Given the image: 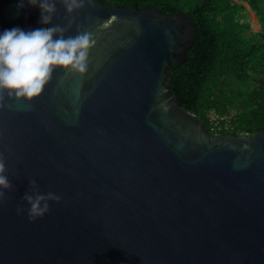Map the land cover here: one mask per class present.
<instances>
[{"label":"water","instance_id":"95a60500","mask_svg":"<svg viewBox=\"0 0 264 264\" xmlns=\"http://www.w3.org/2000/svg\"><path fill=\"white\" fill-rule=\"evenodd\" d=\"M17 4L0 0V31L46 27ZM53 24L96 44L83 76L58 71L33 101L2 94L0 264H264V131L211 133L171 87L190 15L57 0ZM36 189L60 200L30 220L18 208Z\"/></svg>","mask_w":264,"mask_h":264},{"label":"trees","instance_id":"16d2710c","mask_svg":"<svg viewBox=\"0 0 264 264\" xmlns=\"http://www.w3.org/2000/svg\"><path fill=\"white\" fill-rule=\"evenodd\" d=\"M262 30L247 22L246 7L234 0H101L111 6H155L172 14L186 11L196 23L187 59L172 66L171 87L180 103L209 125L208 114L233 115L222 134L264 131V9L247 0ZM233 112V114H232Z\"/></svg>","mask_w":264,"mask_h":264},{"label":"clouds","instance_id":"9594fccd","mask_svg":"<svg viewBox=\"0 0 264 264\" xmlns=\"http://www.w3.org/2000/svg\"><path fill=\"white\" fill-rule=\"evenodd\" d=\"M68 13L83 8L85 0H63ZM26 5L38 7L40 23L46 27L25 30L12 27L0 31V100L3 93L9 97L33 101L38 99L58 71L83 76L89 70V53L96 44L90 31H81L74 36H65L66 29L53 24L57 0H18L17 14ZM51 25V26H47ZM6 172V163L0 156V200L6 189H12ZM35 189L36 181L31 182ZM27 201L30 220L42 218L49 212L51 201H59L55 193H41L38 189L28 192Z\"/></svg>","mask_w":264,"mask_h":264},{"label":"built area","instance_id":"2783aa9c","mask_svg":"<svg viewBox=\"0 0 264 264\" xmlns=\"http://www.w3.org/2000/svg\"><path fill=\"white\" fill-rule=\"evenodd\" d=\"M231 114L220 115L216 110H211L208 114L209 119V131L211 133H221L223 130H227L230 127L232 120Z\"/></svg>","mask_w":264,"mask_h":264},{"label":"rangeland","instance_id":"374dc122","mask_svg":"<svg viewBox=\"0 0 264 264\" xmlns=\"http://www.w3.org/2000/svg\"><path fill=\"white\" fill-rule=\"evenodd\" d=\"M234 1H237V2H239L241 4H243L246 7V10H241L240 13H243L244 12V13L247 14V20L246 21L250 23L251 29L254 32L261 31L262 30V26H261L260 21H259V18L257 16L256 10L250 4V2L247 1V0H234ZM261 6L264 9V0H262ZM232 114H233V112H232Z\"/></svg>","mask_w":264,"mask_h":264}]
</instances>
